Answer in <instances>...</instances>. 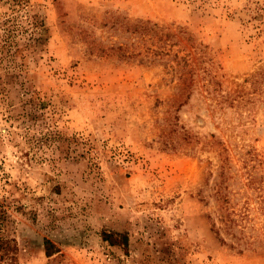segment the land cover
Listing matches in <instances>:
<instances>
[{"label": "rangeland", "instance_id": "374dc122", "mask_svg": "<svg viewBox=\"0 0 264 264\" xmlns=\"http://www.w3.org/2000/svg\"><path fill=\"white\" fill-rule=\"evenodd\" d=\"M15 1L0 264H264V0Z\"/></svg>", "mask_w": 264, "mask_h": 264}, {"label": "trees", "instance_id": "16d2710c", "mask_svg": "<svg viewBox=\"0 0 264 264\" xmlns=\"http://www.w3.org/2000/svg\"><path fill=\"white\" fill-rule=\"evenodd\" d=\"M3 1L5 0H0V4H1L0 7L5 5L3 4ZM7 1L9 2V0H6V2ZM15 5L19 8L18 12L21 10L20 8H23L21 6L19 7V4L15 1L13 3L11 2L10 5L7 7V10L9 12L8 14H5L4 12L0 13V17L1 16L5 17V20L3 22V27L0 28V31L2 32L1 33V41H2L1 48L4 47V49L6 46H8L7 44L12 40V38L15 37L14 32L17 31L21 26L20 21H19V18H21V16L14 15L16 12V9L14 7ZM8 22H11L10 29L7 28ZM13 43L14 42L12 41V44ZM14 249H15V246L12 244L11 240L9 241L8 239L0 237V258L8 259L9 260L8 262H11L12 260L11 254H13Z\"/></svg>", "mask_w": 264, "mask_h": 264}]
</instances>
